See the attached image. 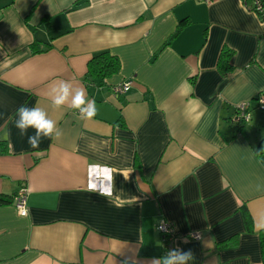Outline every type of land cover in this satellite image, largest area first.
I'll return each mask as SVG.
<instances>
[{
    "label": "crops",
    "instance_id": "1",
    "mask_svg": "<svg viewBox=\"0 0 264 264\" xmlns=\"http://www.w3.org/2000/svg\"><path fill=\"white\" fill-rule=\"evenodd\" d=\"M104 50L118 70L86 80ZM60 80L95 101L91 120L71 98L53 108ZM260 94L264 19L242 0H0V130L11 132L0 195L24 188L28 210L0 204V264H151L167 253L160 219L190 264H262ZM245 102L249 120L237 126ZM21 105L44 109L62 136L31 148L14 125Z\"/></svg>",
    "mask_w": 264,
    "mask_h": 264
},
{
    "label": "clouds",
    "instance_id": "2",
    "mask_svg": "<svg viewBox=\"0 0 264 264\" xmlns=\"http://www.w3.org/2000/svg\"><path fill=\"white\" fill-rule=\"evenodd\" d=\"M51 104L54 109H60L68 104L71 98L70 108L77 110L84 120H91L97 114L94 100H88L85 90L77 88L73 93L72 84L69 81L60 80L58 85L50 89ZM15 128L21 136H27L28 144L33 149H38L44 138L59 139L62 131L57 127V122L48 116V113L40 107H28L21 105L16 111L14 121ZM33 129L34 134L28 135V130ZM11 132L5 128L0 130V140L9 141ZM158 231H164V222L158 226ZM194 255L191 249L185 251L179 247L172 248L166 254L153 257L151 264H190ZM121 264H135L134 260L124 259Z\"/></svg>",
    "mask_w": 264,
    "mask_h": 264
},
{
    "label": "built area",
    "instance_id": "3",
    "mask_svg": "<svg viewBox=\"0 0 264 264\" xmlns=\"http://www.w3.org/2000/svg\"><path fill=\"white\" fill-rule=\"evenodd\" d=\"M206 2H211L213 0H204ZM245 7L251 11L259 13H264V0H242ZM132 85V80L127 79L125 81H122L121 83L113 86V91L116 94L119 93H125L127 92ZM258 106L264 110V94H260L258 99ZM238 113L233 118L234 123L242 124L244 122H247L249 120V113H248V103H241L238 106ZM12 202H14V205L17 209V212L20 216H26L27 215V205H26V190L24 188L19 189L13 196H12ZM161 222H164V231H158V226L161 224ZM156 230L160 234L162 240L164 241V245L166 248V251L169 249L175 248L174 247V238H175V232L172 224L165 220L160 219L156 226ZM189 237L192 239H199L200 234L198 232H191L189 233Z\"/></svg>",
    "mask_w": 264,
    "mask_h": 264
},
{
    "label": "trees",
    "instance_id": "4",
    "mask_svg": "<svg viewBox=\"0 0 264 264\" xmlns=\"http://www.w3.org/2000/svg\"><path fill=\"white\" fill-rule=\"evenodd\" d=\"M258 15L261 19H264V13H259ZM30 48H31V53L33 54L41 51V49L39 50L38 48H36V42H33ZM46 48H48V45L46 46ZM229 56H230V52H225L223 54V57L219 59L218 68L221 71H226V69L229 67L228 64ZM118 68H119V61L116 58V56L111 55L106 50L100 51L94 54L92 58L89 60L85 79L101 81L104 77L116 72ZM235 124L237 126H241V124L238 123ZM3 144L4 143L0 141V146H3ZM11 201H12V196H9L7 198L0 195V204L10 203ZM241 212L246 230L253 231L251 217L244 206L241 207ZM258 235L260 242L261 261L262 264H264V228H261L258 231Z\"/></svg>",
    "mask_w": 264,
    "mask_h": 264
}]
</instances>
